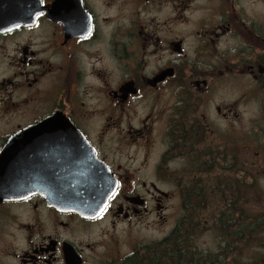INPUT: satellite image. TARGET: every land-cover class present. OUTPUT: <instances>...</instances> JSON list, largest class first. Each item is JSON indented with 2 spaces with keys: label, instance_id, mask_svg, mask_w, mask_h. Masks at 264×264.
<instances>
[{
  "label": "flooded vegetation",
  "instance_id": "obj_1",
  "mask_svg": "<svg viewBox=\"0 0 264 264\" xmlns=\"http://www.w3.org/2000/svg\"><path fill=\"white\" fill-rule=\"evenodd\" d=\"M250 124L264 0H0V264H176L135 230L190 189L248 203ZM69 171L115 186L106 211L55 202Z\"/></svg>",
  "mask_w": 264,
  "mask_h": 264
},
{
  "label": "trees",
  "instance_id": "obj_2",
  "mask_svg": "<svg viewBox=\"0 0 264 264\" xmlns=\"http://www.w3.org/2000/svg\"><path fill=\"white\" fill-rule=\"evenodd\" d=\"M241 189L239 186V193L234 190L233 203L224 205L219 203L216 205L208 198L206 202L199 203L194 199V189L188 190L189 194L184 205L188 212L187 217L178 220L165 239L153 243L155 246H170V248L154 249L156 256L152 261L168 260L177 264L183 259L186 264H224L223 262L231 258L238 263L244 259L242 253L246 247L251 251L264 249V211L256 209L252 204L249 207V204H244ZM248 194V202L258 194L254 183H249ZM207 207L213 210L212 218L208 221H212L214 230L218 231L222 240L219 250L215 253H203L196 244L197 233L203 222L200 218L201 209ZM256 259L251 258L248 261L250 264L259 263L264 260V254L260 259Z\"/></svg>",
  "mask_w": 264,
  "mask_h": 264
},
{
  "label": "rangeland",
  "instance_id": "obj_3",
  "mask_svg": "<svg viewBox=\"0 0 264 264\" xmlns=\"http://www.w3.org/2000/svg\"><path fill=\"white\" fill-rule=\"evenodd\" d=\"M249 158V175H251L249 183H254L257 186L258 194L254 195L252 200L249 199V202L244 204H249L248 207L252 204L256 209L264 211V124H250ZM181 211L182 207L180 200H176L171 204L169 220L164 226H161L160 223L158 224L157 221H154L150 226L146 227L145 225L141 228H137L135 234L142 238L140 241L141 243H154L160 241L172 231L176 223L175 220ZM212 213L213 210L211 207L201 209L200 218L203 222H201V228L197 233L196 244L203 253L217 252L222 243L218 231L214 230L212 221H208V219L212 218ZM242 254H244V262L251 258L260 259L264 254V249L261 248L259 251H251L246 247ZM230 260L232 259L230 258ZM248 262L250 264V261ZM253 264H264V260Z\"/></svg>",
  "mask_w": 264,
  "mask_h": 264
},
{
  "label": "water",
  "instance_id": "obj_4",
  "mask_svg": "<svg viewBox=\"0 0 264 264\" xmlns=\"http://www.w3.org/2000/svg\"><path fill=\"white\" fill-rule=\"evenodd\" d=\"M99 175L69 171V187L46 190L61 207L76 210L84 215H94L104 208L115 190V186H103Z\"/></svg>",
  "mask_w": 264,
  "mask_h": 264
},
{
  "label": "snow or ice",
  "instance_id": "obj_5",
  "mask_svg": "<svg viewBox=\"0 0 264 264\" xmlns=\"http://www.w3.org/2000/svg\"><path fill=\"white\" fill-rule=\"evenodd\" d=\"M39 15H43V13L41 12V13H39ZM102 211H106V209H103Z\"/></svg>",
  "mask_w": 264,
  "mask_h": 264
}]
</instances>
